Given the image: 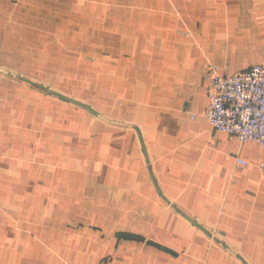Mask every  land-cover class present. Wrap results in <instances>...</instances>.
Masks as SVG:
<instances>
[{"label":"crops","instance_id":"obj_1","mask_svg":"<svg viewBox=\"0 0 264 264\" xmlns=\"http://www.w3.org/2000/svg\"><path fill=\"white\" fill-rule=\"evenodd\" d=\"M253 64L264 0H0V264H264V148L204 116Z\"/></svg>","mask_w":264,"mask_h":264},{"label":"built area","instance_id":"obj_2","mask_svg":"<svg viewBox=\"0 0 264 264\" xmlns=\"http://www.w3.org/2000/svg\"><path fill=\"white\" fill-rule=\"evenodd\" d=\"M208 98L204 116L214 129L264 148V65L253 64L230 75L212 70ZM245 163L234 156L235 166ZM257 166L264 168V163Z\"/></svg>","mask_w":264,"mask_h":264},{"label":"rangeland","instance_id":"obj_3","mask_svg":"<svg viewBox=\"0 0 264 264\" xmlns=\"http://www.w3.org/2000/svg\"><path fill=\"white\" fill-rule=\"evenodd\" d=\"M14 75L15 74L10 75L11 79L24 84L26 87L31 88L33 91L35 90L37 92L40 91V94L44 99H49L56 103H60L71 109H75L80 113L89 115L90 117H95L102 120H108V118L105 117L106 116L105 113H103V111H100V109H97L94 106L95 104L94 96L89 95L90 98L83 96L82 90H79V88H81L82 85L76 84L78 77L73 79L74 83L69 84L71 86L77 87V91L67 92L60 90L59 88L53 86L52 84H49L47 81H45L44 78L38 79L36 77L34 78V76L31 75L29 76L28 74L15 75V76ZM112 119L109 120L110 123L114 122V119L113 120ZM213 238L214 235H212V239Z\"/></svg>","mask_w":264,"mask_h":264}]
</instances>
